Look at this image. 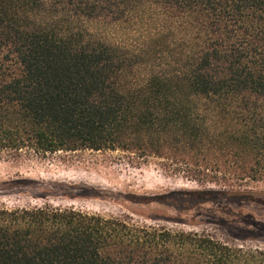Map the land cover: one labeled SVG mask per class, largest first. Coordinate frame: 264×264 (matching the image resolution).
<instances>
[{
  "label": "trees",
  "instance_id": "1",
  "mask_svg": "<svg viewBox=\"0 0 264 264\" xmlns=\"http://www.w3.org/2000/svg\"><path fill=\"white\" fill-rule=\"evenodd\" d=\"M145 2L188 29L167 71L145 58L159 34L132 56L88 29ZM78 151L166 162L198 187L181 203L264 205V0H0V155ZM0 264H264V248L44 202L0 205Z\"/></svg>",
  "mask_w": 264,
  "mask_h": 264
},
{
  "label": "rangeland",
  "instance_id": "2",
  "mask_svg": "<svg viewBox=\"0 0 264 264\" xmlns=\"http://www.w3.org/2000/svg\"><path fill=\"white\" fill-rule=\"evenodd\" d=\"M88 29L132 56L148 38L159 34L145 57L158 71L169 70L168 59L179 57L186 47L183 33L188 31L181 17H170L154 2L141 3L118 22L93 23ZM195 189V183L173 172L166 162H141L119 151L59 153L42 161L0 155V205L48 202L105 216H127L139 224L205 232L229 245L264 248V205L221 200L197 206L172 195ZM251 189L264 194V184ZM183 204L191 210H182Z\"/></svg>",
  "mask_w": 264,
  "mask_h": 264
}]
</instances>
